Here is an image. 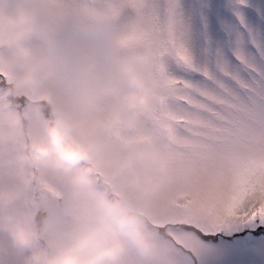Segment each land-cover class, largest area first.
<instances>
[{
  "label": "snow or ice",
  "instance_id": "snow-or-ice-1",
  "mask_svg": "<svg viewBox=\"0 0 264 264\" xmlns=\"http://www.w3.org/2000/svg\"><path fill=\"white\" fill-rule=\"evenodd\" d=\"M45 31L29 41L0 44V107L6 90L29 61L52 71L36 91L17 90L12 107L28 122V138L44 132L45 113L70 109L69 134L103 146L87 158L96 183H73L79 153L63 152L69 167H33L39 179L25 180L19 138H0V209L18 212L61 210L63 194L77 188L73 213L94 212L102 196L119 198L146 217L167 244L176 264H264V0H34ZM109 22L118 29L115 44L129 56L151 86L139 118L135 100L97 79L76 55L78 45L64 36L69 23ZM49 43L59 50L45 59ZM83 89L86 95L71 93ZM86 110L81 111V107ZM173 126V134L163 127ZM6 120L0 114V127ZM146 175L160 162L169 180L140 206L133 168ZM54 175L56 184L48 181ZM16 185L5 190L4 182ZM98 186L104 189L101 193ZM163 234L162 236L160 234ZM0 264H22L21 254L0 238Z\"/></svg>",
  "mask_w": 264,
  "mask_h": 264
},
{
  "label": "clouds",
  "instance_id": "clouds-1",
  "mask_svg": "<svg viewBox=\"0 0 264 264\" xmlns=\"http://www.w3.org/2000/svg\"><path fill=\"white\" fill-rule=\"evenodd\" d=\"M42 9L34 0H0V44L5 47L18 45L30 40L33 34L45 31ZM118 29L109 22L69 23L63 30L64 36L78 45L76 55L83 64H88L97 79L87 74L83 78L91 85L111 83L120 95H127L141 107L133 110L132 118H139L147 106L151 95L150 84L141 77L132 59L121 55L115 44ZM58 44L49 43L43 49L45 59L59 50ZM52 71L38 61H29L18 73L15 82L6 92L12 97L0 107L6 124L0 127V138H19L20 150L17 159L21 162V173L25 180L39 179L33 167L24 164L42 165L50 168L67 169L69 161L63 152L79 153L76 173L71 177L73 183L82 178L96 183L95 164L89 162L92 151L99 150L105 143L99 136L82 142L73 138L67 128L71 127L68 118L70 109H63L65 123L57 110L38 109L45 113L44 132L39 137L28 138V122L12 105L15 104L17 90L28 85L36 91ZM86 95L83 89L71 93ZM81 111L86 110L81 107ZM169 134L173 126L163 125ZM134 191L140 206L147 207L149 198L158 194L169 180L167 166L160 162L155 174L146 175L144 166L137 161L133 168ZM48 181L56 184V177L50 175ZM16 187L9 181L4 182L5 190ZM103 193L104 189L98 186ZM79 196V190L66 191L57 202L61 210L52 215L43 209L18 212L11 208L0 209V238L15 248L22 257V264H176L163 239L156 237L146 217L127 209L116 197L102 196L97 201L94 212L73 213L72 202ZM163 235L162 233L160 234Z\"/></svg>",
  "mask_w": 264,
  "mask_h": 264
}]
</instances>
